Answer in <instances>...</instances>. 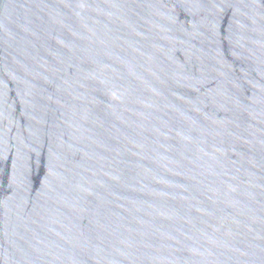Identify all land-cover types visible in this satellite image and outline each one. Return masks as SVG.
Masks as SVG:
<instances>
[{
  "label": "water",
  "instance_id": "1",
  "mask_svg": "<svg viewBox=\"0 0 264 264\" xmlns=\"http://www.w3.org/2000/svg\"><path fill=\"white\" fill-rule=\"evenodd\" d=\"M0 264H264V0H0Z\"/></svg>",
  "mask_w": 264,
  "mask_h": 264
}]
</instances>
